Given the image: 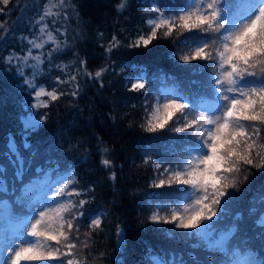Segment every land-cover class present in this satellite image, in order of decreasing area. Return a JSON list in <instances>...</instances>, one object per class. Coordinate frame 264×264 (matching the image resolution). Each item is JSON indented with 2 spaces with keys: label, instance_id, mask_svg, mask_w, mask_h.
Wrapping results in <instances>:
<instances>
[{
  "label": "snow or ice",
  "instance_id": "obj_1",
  "mask_svg": "<svg viewBox=\"0 0 264 264\" xmlns=\"http://www.w3.org/2000/svg\"><path fill=\"white\" fill-rule=\"evenodd\" d=\"M14 2L0 0V13L9 11ZM127 6L128 0H118L116 12L123 13ZM226 8L221 0H185L182 5L167 7L152 0L143 6V26L133 38L122 45L113 35L106 46L101 45L107 58L121 46L147 49L154 41L171 39L176 49L171 57L174 61L189 65L193 72L210 73L209 90L197 101L176 90L150 95L145 76L129 79L124 85L129 93L144 98L140 128L145 133L172 132L184 142L170 161H156L151 156L142 161L151 169L147 186L154 190L153 195L170 201L156 205L144 223L159 226L170 237L195 241L190 245L194 249L204 246L225 251L237 225L249 223L250 231L256 223L261 225L256 231L264 240V185L260 186L258 206L253 200L243 213L230 211L239 194L251 190L253 173H264V0H239L234 12ZM73 16H78L73 0H45L29 29L31 36L17 37L21 45L26 42L27 49L0 55V64L15 71L32 98L25 107L36 110L20 117L25 150L32 149L28 136L49 121L54 103L65 97L75 103L87 82L103 88L105 74L110 69L115 72L107 60L98 69L89 70L87 59L75 51L69 63L56 62L73 46L75 37L67 26ZM0 33V40L9 33L5 22H0ZM99 35L103 37V33ZM53 70L56 74L48 89L39 81ZM8 147L7 155L14 157L10 163L16 167L15 176L22 178L24 157L11 136ZM77 147L72 146L73 150ZM95 147L108 179L115 181L114 163L107 155L110 149L100 138ZM30 155L34 159L37 153ZM53 163L48 160L50 166ZM4 172L0 166V191L6 192ZM47 187L52 194L44 192L31 206V215L16 220L11 230L0 232V264H87L85 258L91 257L94 238L103 231L104 213L90 214L95 185L82 186L75 173H70ZM5 217L15 219L11 206L0 207V218ZM116 235L123 237L119 224ZM102 256L96 264H102ZM159 264L186 262L174 258ZM192 264H197L195 257ZM206 264L240 262L235 253L226 251L222 261L208 260Z\"/></svg>",
  "mask_w": 264,
  "mask_h": 264
},
{
  "label": "trees",
  "instance_id": "obj_2",
  "mask_svg": "<svg viewBox=\"0 0 264 264\" xmlns=\"http://www.w3.org/2000/svg\"><path fill=\"white\" fill-rule=\"evenodd\" d=\"M151 2L128 0L125 11L118 14L115 7L118 0H73L78 16H73L67 26L75 39L72 48L61 53L56 62L69 63L74 59L75 51L87 59L89 70L98 69L107 60L115 72L110 69L105 74L103 88L87 82L75 103H70L67 97L54 103L49 121L28 136L32 145L30 150L22 146L24 125L20 117L36 111L25 107L32 98L15 71L0 64V166L5 169L2 176L7 186L6 192L0 191V201H3L0 207L11 206L15 218H0V232L12 229L16 220L31 215L28 209L31 202L34 199L40 201L44 192L52 194L48 184L75 173L82 186L95 185L90 214L104 213L103 231L94 238L91 257L85 258L87 264H96L101 254L102 264H159L161 260L172 261L174 258H183L186 264H192V257L196 258L197 264H206L208 260L222 261L226 251L235 253V256L248 252L254 255L257 264H264V240L256 231L261 227L259 223L251 231L250 223L237 225L224 247L225 251L204 246L194 249L190 245L195 241H184L180 237L167 240L160 237L166 232L159 226L144 223L156 205L170 201L153 195L154 190L147 186L151 169L142 161L148 156L160 162L170 161L182 150L184 142L172 132L145 133L140 128L144 118V98L129 93L124 85L129 79L145 76L150 95L159 96L176 90L197 101L208 92L210 76L208 72H193L189 65L174 61L171 57L176 49L171 39L154 41L147 49L121 46L106 58L101 45L106 46L113 35L118 36L122 45L133 38L143 26V6ZM155 2L167 7L182 5L185 0ZM44 3L45 0H15L9 5V11L0 13V22H5L9 29L6 38L0 40V55L13 50L21 52L22 47L27 49L26 42L21 45L17 37L31 36L29 29ZM238 3L239 0H221V5H226L230 12L236 10ZM36 51L33 49V54ZM55 74L53 70L42 76L39 82L50 89L51 77ZM9 136L24 157L22 178L15 176L16 167L10 163L14 157L7 155ZM97 138L110 149L107 155L114 163L115 181L108 179V171L100 165V155L95 147ZM73 145H78L76 150ZM32 151L37 153L34 159L30 155ZM49 159L54 162L52 166L48 164ZM261 185H264V173L254 172L251 190L241 192L230 211L243 213L253 200L258 206ZM259 219L257 216L256 220ZM117 224L123 231L121 239L116 235Z\"/></svg>",
  "mask_w": 264,
  "mask_h": 264
},
{
  "label": "rangeland",
  "instance_id": "obj_3",
  "mask_svg": "<svg viewBox=\"0 0 264 264\" xmlns=\"http://www.w3.org/2000/svg\"><path fill=\"white\" fill-rule=\"evenodd\" d=\"M186 66H187V65H186ZM37 202H38L37 200H34L33 202H31V204L29 205L28 209L30 210L31 206H32L33 204L37 203ZM24 217H25V216H24ZM24 217H22V218H24ZM165 227H168V226H165ZM160 237H163V238H165V239H167V240H173V239H175V238H178L179 236L173 238V237L168 236L167 233H166V234H164V235H161ZM240 264H257V263H256L254 260H252L251 258H249V259L244 260L243 262H240Z\"/></svg>",
  "mask_w": 264,
  "mask_h": 264
},
{
  "label": "bare ground",
  "instance_id": "obj_4",
  "mask_svg": "<svg viewBox=\"0 0 264 264\" xmlns=\"http://www.w3.org/2000/svg\"><path fill=\"white\" fill-rule=\"evenodd\" d=\"M122 241V240H121Z\"/></svg>",
  "mask_w": 264,
  "mask_h": 264
}]
</instances>
